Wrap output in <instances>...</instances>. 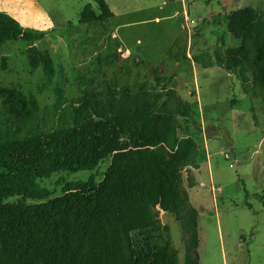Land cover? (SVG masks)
Segmentation results:
<instances>
[{"label":"rangeland","instance_id":"rangeland-1","mask_svg":"<svg viewBox=\"0 0 264 264\" xmlns=\"http://www.w3.org/2000/svg\"><path fill=\"white\" fill-rule=\"evenodd\" d=\"M106 1L114 11L107 20L91 0H0V10L24 29L42 33L33 42L16 38L0 47V125L39 124L30 122L31 96L41 114L60 95L175 92L191 105L187 118H177L180 134L196 145L193 159L182 164L179 208L126 199L123 233L168 245L179 264H264V98L246 93L236 74L194 61L238 44L227 31V13L251 6L264 17V0ZM115 26L130 34L127 50L117 44ZM13 89L25 98L14 99ZM93 117L89 111L85 120ZM109 162L38 179L51 191L48 198L6 201L43 203L62 193V180L91 174L101 180ZM3 248L0 241V253Z\"/></svg>","mask_w":264,"mask_h":264},{"label":"trees","instance_id":"trees-1","mask_svg":"<svg viewBox=\"0 0 264 264\" xmlns=\"http://www.w3.org/2000/svg\"><path fill=\"white\" fill-rule=\"evenodd\" d=\"M92 1L105 20L114 15L106 0ZM226 28L239 43L194 61L236 74L246 93L264 98V17L254 7H239L227 13ZM41 37L0 10V47L16 38ZM10 95L25 98L16 89ZM164 95L140 90L118 98L104 92L74 100L60 95L41 114L31 96L30 122L39 124L0 125V264H179L168 245L122 230L126 199L178 210L182 164L196 154L177 120L190 115V103L175 92ZM89 111L94 117L87 121ZM105 159L110 162L101 180L94 174L62 180L61 194L34 205L6 201L48 198L51 191L38 179L57 171H93Z\"/></svg>","mask_w":264,"mask_h":264},{"label":"built area","instance_id":"built-area-1","mask_svg":"<svg viewBox=\"0 0 264 264\" xmlns=\"http://www.w3.org/2000/svg\"><path fill=\"white\" fill-rule=\"evenodd\" d=\"M114 29V36H117V44H119V46H122V48L124 50H127V47H126V43L130 38V34L126 31H123L122 33H120L118 31V27H113ZM124 38V40L122 41V39ZM129 43V42H128Z\"/></svg>","mask_w":264,"mask_h":264},{"label":"crops","instance_id":"crops-1","mask_svg":"<svg viewBox=\"0 0 264 264\" xmlns=\"http://www.w3.org/2000/svg\"><path fill=\"white\" fill-rule=\"evenodd\" d=\"M92 1V0H91ZM112 10V9H111ZM113 14H114V11L112 10ZM113 17V16H112Z\"/></svg>","mask_w":264,"mask_h":264}]
</instances>
